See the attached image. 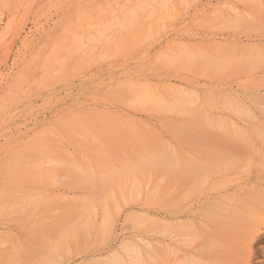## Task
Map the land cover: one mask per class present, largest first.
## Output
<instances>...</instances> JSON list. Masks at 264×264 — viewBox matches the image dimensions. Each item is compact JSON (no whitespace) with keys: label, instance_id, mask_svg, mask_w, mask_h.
<instances>
[{"label":"rangeland","instance_id":"obj_1","mask_svg":"<svg viewBox=\"0 0 264 264\" xmlns=\"http://www.w3.org/2000/svg\"><path fill=\"white\" fill-rule=\"evenodd\" d=\"M135 1L20 0L19 3V0H8L5 1L7 6L5 2H0V206H4L2 210L0 207V264H115L119 258L118 264H122V260L123 264H183L185 259L191 264L195 259L204 264H264V63L257 66L251 63L250 70V65H246L247 61L250 62L248 58L253 59L250 55L264 50V0H186V5L185 0H171L167 8L165 5L163 7V2L159 0H144L145 5L148 3L150 7H143L140 0H137L143 8L139 6L142 10L135 9L138 12L134 17L131 13L134 12L133 5L138 3ZM121 7L126 8V12L130 11L126 14H130L132 19L134 17L132 28L130 23L129 26L126 24L127 18L129 20L130 17L124 16L125 9L119 11ZM235 9L240 16L232 12ZM113 11L114 15L111 16ZM109 15L120 24L125 20L122 24L125 27L114 24L116 22H112ZM212 18L217 19V22ZM234 19H240L239 23H236L242 26H236L238 24L235 23V26L231 24L230 27L228 21L232 22ZM110 22L115 26L110 27ZM94 24L99 27L93 31L98 26ZM91 25L94 28H91ZM106 28L108 32L105 33ZM103 29L104 31H101ZM97 31V34L105 33L102 39L97 36ZM76 34L77 38L82 39L81 49H78L76 55L68 57V61H61V57L63 59L65 54L68 55L67 50H74L72 47L77 49L76 44L79 42H76V38L74 45ZM88 34L99 42L87 40V43L85 40ZM71 43L75 47H69ZM180 43L186 44L184 46H187V50H184L186 47L183 48ZM181 50L183 53L187 51V55L188 52H192L193 56L197 54V60L194 62L195 58L192 59L190 53V61L185 57V53L183 58ZM178 51L181 52V57L175 56ZM247 52H250L248 56ZM240 53L244 58L248 57V60L243 58L245 61L237 66L240 61L236 59L242 58ZM101 54H104L103 58ZM163 55H172L174 58H169L167 62ZM210 55L214 57L208 60L206 56ZM215 56H234L236 61L233 59L231 64L230 59L226 58L225 61L230 62L229 66L224 63L228 67L221 65L224 69H217V72L212 66L213 63H219ZM183 59H187V62ZM206 60L213 62L207 61L205 64ZM202 61L204 64H201ZM62 63L63 66H59ZM243 65L245 66L242 67ZM205 66L207 68L204 72ZM57 69L63 71L59 70L55 74ZM124 83L129 86L123 85ZM115 86L121 89H115ZM124 88L127 91L123 90ZM145 89L154 93V98L159 92L160 98L167 103L159 102L160 98L149 101V97H143ZM135 90L139 91L137 98L121 101L122 95L118 94L130 93L127 96L125 94L124 99H127L131 93L136 92ZM112 91L118 93H115V96H119V100L112 95ZM179 92L195 94L193 96L198 99L195 98L197 102L194 106L199 108L202 105L199 114L190 110L194 116L187 115L184 109L182 110L183 107L181 110L170 112L168 109L164 110L169 102L170 106L173 104ZM146 94L149 96L147 92ZM132 96L135 97L131 95V99ZM139 96L146 99L145 102H136L140 99ZM134 101L135 103H132ZM235 103L237 107L251 113L245 116L242 112L238 114ZM173 105H176L175 102ZM173 105L171 107H174ZM230 106L235 113L226 109L231 108ZM203 113L207 115L208 121L204 120L206 117L203 118ZM195 116L197 117L194 118ZM203 122H209L210 128ZM222 128L228 135H232V138H228L226 133L223 134ZM235 134L239 141L243 138L242 145L233 144L237 138ZM233 137L235 141L230 140ZM67 142H70V145ZM236 142L240 143L238 140ZM74 147L76 149H73ZM211 149L215 152L210 151ZM242 149L244 152L241 154ZM158 150L169 157L176 155L175 157L183 162V165L180 163L182 167H186L184 164L189 162L198 163L199 160L203 161L202 164L206 165L207 162L209 165L210 160L219 159V150L240 152L242 156L235 153V166L231 169H218L213 165L218 171L212 170L209 175V170H206L204 177L207 180L204 178L203 185L201 182L202 187L188 176L177 181L176 175H164L160 161L156 165L161 167L153 166L155 169L150 168L152 163L151 166L147 164L149 169L143 167L142 171L134 172V181L139 183V188L137 192H133L129 183L132 184L131 171L133 172L136 166L132 167L133 170L127 169V174L130 172L128 181L125 167H130L128 165L131 162H137V158L139 162L144 158V162L147 160L150 163L147 156L151 157L153 152L154 155L159 154ZM84 151L87 153L83 154ZM228 154L231 153L227 152L226 155ZM240 156L243 157L241 160ZM50 160L58 164L63 161L64 163L60 166ZM71 160L78 164H73ZM191 160H195L194 163ZM74 165L82 167L78 170H83V175L76 171ZM113 166L115 169L123 167V178L118 173L121 167L116 172ZM244 166L247 168L243 169ZM112 168L115 170L113 173L118 175L116 179H110L114 180L113 182L106 184L113 190L110 195L115 197L116 201H112L116 202L114 205L106 200L109 197L105 199L109 195L101 189L104 178L100 179L102 176L99 173L103 172V177L107 179ZM189 168L187 172L191 169ZM184 169L186 172V168ZM89 171L94 172V175ZM61 175L66 178L63 179ZM92 175L95 179L91 178ZM79 176L87 177L86 181L93 179L90 180L92 185L83 183ZM117 176L120 180H117ZM115 180L116 184L120 182L118 187L113 184ZM190 183L191 187L192 184L193 187L198 185L199 189L188 191L190 196L186 198L182 193H185ZM155 186L158 188L154 189ZM99 190H104L100 194L101 197L105 195L101 198L102 202L100 196L98 197L101 192ZM106 190L108 192L110 189ZM92 194L96 196V200L92 198ZM81 195H90L89 202L95 200L90 205L92 208L94 205L96 210L88 211L89 239L87 232H82L78 227L86 223V220L81 224L75 220L77 216L81 217L85 213L84 208L87 206L84 199L88 197H83V204ZM120 195H123L124 201ZM113 197L111 200H114ZM103 204L108 207L105 211H102ZM115 205H118L119 209L115 208ZM10 206L12 208H9ZM106 210L109 211L108 218L112 219V224L109 223L110 220L102 217L108 215L104 213ZM102 219L108 221L111 226L103 223V230L107 228L108 233L110 232L109 235L105 233L103 240L101 234L104 232H101L100 224ZM139 219H142L144 223L141 222L145 225H140L141 222L137 224ZM149 219H154L155 222ZM72 221L75 225L79 223L77 227L72 226L74 232L68 228L73 236L68 233V238H64L67 241L63 242L64 246L58 245L61 244L57 243L60 237L58 234L63 238L67 232H61L71 227ZM105 225L108 227L105 228ZM187 225L189 227L186 228ZM190 225H193L204 239L199 235L198 240H190L189 237L196 236L191 233L192 228L189 230ZM184 228L189 232H185ZM205 237L208 238L207 242L203 241ZM66 245L69 247L67 251ZM128 250H132L134 254ZM115 254L118 257H115L116 259L113 257ZM132 257L139 259L133 260Z\"/></svg>","mask_w":264,"mask_h":264},{"label":"bare ground","instance_id":"obj_2","mask_svg":"<svg viewBox=\"0 0 264 264\" xmlns=\"http://www.w3.org/2000/svg\"><path fill=\"white\" fill-rule=\"evenodd\" d=\"M5 1L8 2V0H4V1L0 0L1 3H2V2H5ZM14 1H15V0H14ZM136 1H137V0H136ZM136 1H135V3H136ZM150 1H151V0H150ZM154 1L156 2V0H154ZM154 1H152V2H154ZM159 1H160V2H163V5H162V6L164 7V5H165V8L169 7V6H170L169 4L171 3V0H163V1H162V0H159ZM181 1H182V0H181ZM242 1H243V0H242ZM6 2H5V3H6ZM28 2H29V1H28ZM105 2H106V1H105ZM109 2H110V1H109ZM121 2H122V1H121ZM126 2H127V1H126ZM137 2H138V3H136V4L134 3L135 5H133V8H132V7L130 6V4H129V6H130V7L134 10V12L136 13V14H135V13L132 11L131 15L134 14V15H133L134 17H135V15H137V12H138V11H136V10H137L138 8H140V10H142V8L144 7L143 5H145L144 0H140V2H141V4H142L143 7L141 6V4L139 5V1H137ZM142 2H143V3H142ZM175 2H176V1H175ZM252 2H253V0H252ZM259 2H260V1H259ZM1 3H0V4H1ZM19 3H20V0H19ZM103 3H104V1H103ZM116 3H117V2H116ZM176 3H177V2H176ZM176 3H175V4H176ZM183 3H184V1H183ZM243 3H244V2H243ZM256 3H257V2H256ZM7 4H8V3H6V6H7ZM124 4H125V3H124ZM159 4H160V6H161V3H159ZM27 5H28V4H27ZM94 5H95V4H94ZM125 5H126V4H125ZM146 5H148V7L151 6V5H149L148 3H146ZM146 5H145V6H146ZM183 5H184V4H183ZM185 5H186V0H185ZM260 5H262V4H260ZM2 6H3V5H2ZM102 6H103V4H102ZM139 6H141L142 8L139 7ZM220 6H223V5H220ZM224 6H225V5H224ZM227 7H228V6H226V8H227ZM93 8H95V7H93ZM93 8H92V9H93ZM96 8H97V7H96ZM185 8H187V6H186ZM185 8H184V9H185ZM261 8H263V7H261ZM25 9H27V8H25ZM122 9H125V11L123 10V11L125 12V13H123L124 16H126V17L129 16V17H130L129 20H128V18H127V21H126V22H127V23H126L127 26H129L128 23H130V26H131V28H132V24H133V21H134V17H133V19H132V16H131L130 14L127 15L128 12H130V11L126 12V8H122V7H121V8L119 9V11H121ZM127 9H128V8H127ZM135 9H136V10H135ZM171 9H173V8L171 7ZM85 10H86V9H85ZM96 10H97V9H96ZM231 10H232V9H231ZM123 11H122V12H123ZM236 11H237V10L235 9V11L233 10L232 12L237 13ZM114 12H115V11H113L112 14H110V15H111V16L114 15ZM122 12H121V13H122ZM159 12H160V10H159ZM211 12H212V11H211ZM90 13H91V12H90ZM95 13H96V12H95ZM121 13H120V14H121ZM126 13H127V14H126ZM148 13H149V12H148ZM166 13H167V12H166ZM216 13H217V12H216ZM87 14H88V13H87ZM125 14H126V15H125ZM213 14H214V13H213ZM89 15H91V14H89ZM92 15H95V14L92 13ZM110 15H109V16H110ZM162 15H163V14H162ZM211 15H212V14H211ZM237 15H239V14L237 13ZM111 16H110V17H111ZM239 16H240V15H239ZM13 17H14V15H13L11 18H13ZM92 17H93V16H92ZM115 17H116V15H115ZM169 17H170V16H169ZM222 17H223V16H222ZM248 17H249V16H248ZM11 18H10V19H11ZM166 18H167V16H166ZM214 18H215V16H214ZM218 18H219V17H218ZM238 18H239V17H238ZM238 18H237V19H238ZM85 19H87V18L85 17ZM122 19H123V18H122ZM130 19H132V20H130ZM219 19H220V18H219ZM222 19H223V18H222ZM230 19H231V18H230ZM252 19H253V18H252ZM112 20H113V17H111V21H112ZM117 20H118V18H117ZM209 20H211V19H209ZM212 20H214V19L212 18ZM216 20H217V19H216ZM216 20H214V21H216ZM225 20H226V19H225ZM234 20H235V19H234ZM234 20H232V22H233ZM11 21H12V20H11ZM118 21H119V20H118ZM124 21H125V20H123V21L121 22V24L118 23L116 20H113L112 22H116V23H114V24H116L117 26H119V24L122 25ZM161 21H162V20H161ZM220 21H221V20H220ZM237 21H238V23H239L240 19L237 20ZM237 21L235 20L234 23H232L231 21H228V25H229L230 27H231V24H232L233 26H235L236 24H238V23H236ZM8 22H9V21H8ZM105 22H106V21H105ZM112 22H110L109 26H110V25H111V26H115L114 24H112ZM131 22H132V23H131ZM207 22H208V21H207ZM210 22H211V21H210ZM216 22H217V21H216ZM218 22H219V21H218ZM222 22H223V21H222ZM222 22H221V24L223 25L224 23H222ZM229 22H230V24H229ZM67 23H68V22H67ZM235 23H236V24H235ZM8 24H9V23H8ZM101 24H102V23H101ZM124 24H125V23H124ZM159 24H160V23H159ZM161 24H162V22H161ZM161 24H160V25H161ZM234 24H235V25H234ZM243 24H244V23H243ZM9 25H10V24H9ZM94 25L97 26L98 24H94ZM106 25L108 26V24H106ZM224 25H225V24H224ZM224 25H223V26H224ZM91 26H92V25H91ZM96 26H95V27H96ZM111 26H110V27H111ZM122 26L125 27V25H122ZM220 26H221V25H220ZM236 26H242V25H239V24H238V25H236ZM250 26H251V25H250ZM250 26H249V27H250ZM73 27H74V26H73ZM98 27H99V25H98L96 28H94V26H92L91 28H94V29H93V31H94V30L98 29ZM104 27H105V26H104ZM161 27L163 28V25H161ZM161 27H160V29H161ZM255 27H256V26H255ZM8 28H9V27H8ZM164 28H165V27H164ZM104 29H105V28H104ZM104 29L101 30V31H104ZM108 29H109V28H108ZM233 29H235V28H233ZM253 29H254V28H253ZM253 29H252V30H253ZM257 29L259 30L260 28H257ZM8 30H9V29H8ZM109 30H110V29H109ZM258 30H256V31H258ZM253 31H254V30H253ZM66 32H67V31H66ZM106 32H108L107 28H106L105 33H106ZM97 33H98V31L96 32V34H97ZM105 33H104V34H105ZM122 33H123V32H122ZM86 34H87V33H86ZM86 34L84 33V35H86ZM101 34H102V33H99V34H97V36L99 35V37L102 39V36H103L104 34H103V35H101ZM109 34H110V33H109ZM5 35H6V34H5ZM73 35H75V33H74ZM77 35H78V34H76V37H74V45L76 44V43H75V38H76V42H79V44H76V48H77V49L75 50V48L72 47L73 44L71 43V46H69V47H72V49H74L75 52H74V50L71 51V49H69L71 52H68L69 50H67L66 53H68V55L65 54L66 57L63 56V57H64L63 59H66V60H63L62 57H61V61H68V59H67L68 57L74 56V55H76V54L78 53L77 51H78V49L81 47L82 39H81V37H80V38H77ZM87 37H88L89 39H88ZM87 37H86V40H85V41L89 40V41H92V42H94V43H98V42H99L98 40H97L98 42L95 41L96 39H93L94 36H91V34H88ZM104 37H105V36H104ZM110 37H111V34H110ZM94 38H95V37H94ZM107 38H108V37L106 36V39H107ZM77 39H80V40L78 41ZM106 39L104 38L105 43H106ZM148 39H149V37H148ZM72 40H73V39H72ZM93 40H94V41H93ZM145 41H146V40H145ZM87 43H88V41H87ZM183 43H184V42H183ZM183 43H180V46L183 47L184 45H186V44L182 45ZM99 44H100V43H99ZM74 45H73V46H74ZM77 45H78V47H77ZM84 45H85V44L82 45L83 48H84ZM115 45H116V44H115ZM69 47H68V48H69ZM74 47H75V46H74ZM99 47H100V46H99ZM99 47H98V48H99ZM185 47H186V48H185ZM68 48H67V49H68ZM100 48H101V47H100ZM183 48H185L184 50H187V46H184ZM233 48H236V47H233ZM233 48H232V49H233ZM250 48H252V47L250 46ZM80 49H81V48H80ZM50 50H51V48H50ZM91 50H93V49H91ZM91 50H90V51H91ZM256 50H259V49H256ZM251 51H253V50H251ZM251 51H250V52H251ZM83 52H84V51H83ZM83 52H82L81 54H83ZM178 52H179L180 54H178ZM178 52H177V54H175V53L173 52V53L175 54V56H176V55H179V56H176V57H181V55L185 53V52L183 53L182 50H181L182 54H181L180 51H178ZM250 52H249V53L247 52V53H248L247 56L250 54ZM257 52H259V53H257ZM257 52H256L254 55H250L251 57H253V59L248 58V57L244 58V57L242 56V54L240 53L241 56H242V58H241V57H240V58L238 57V59H236V60L240 61V62L237 64V66H238L239 64H241V62H244L247 58L250 60V62H249V61L246 62V63H247V64H246L247 66H248V64L250 65L249 70H250L251 65H252L253 63H255V66H257V65H259V64H263V63H264V50L261 51L262 53L260 52V50L257 51ZM69 53H71V54H69ZM88 53H89V52H88ZM189 53L191 54L192 52H188V55H190ZM199 53H200V52H198V54H199ZM229 53L232 54V52H229ZM233 53H236V51H235V52L233 51ZM238 53H239V52H238ZM242 53H244V52H242ZM72 54H73V55H72ZM115 54H116V53H115ZM117 54H118V53H117ZM185 54H186V56H185ZM185 54L182 55L183 58H184V56H185V57H188V55H187V51H186ZM192 54H193V53H192ZM192 54H191V57H192V59H193V57L195 58V59H193L194 62H195V60H197V58H196L197 54H195L194 56H193ZM204 54H205V53H204ZM227 54H228V53H227ZM227 54H226V55H227ZM240 54H239V56H240ZM251 54H253V52H252ZM99 55H100V54H99ZM200 55L202 56V54H200ZM61 56H62V55H61ZM97 56H98V55H97ZM103 56H104V54H103V55L101 54V57H102V58H103ZM163 56H164V55H163ZM169 56H171L172 58H171V57H168L167 55L164 56V58H165V60H167V62H168L169 58H170V60H172V59L174 58V56H172V55H169ZM231 56H232V55H231ZM245 56H246V55H245ZM46 57H48L47 54H46ZM112 57H113V56H112ZM158 57H161V56L158 55ZM176 57H175V58H176ZM203 57H205V56H203ZM206 57H208V60H211V57H214V56H211V55H210V57H209V56H206ZM206 57H205V58H206ZM233 57H234V56H233ZM233 57L230 58V56H229V57H218V58H217V57L215 56V58H217V59H215V60H216L217 62H219V63H217V65L213 63L212 66L214 67V70H216V71H217V69H218V71L223 70L224 68H227V67L229 66L228 63L230 64V62H232L231 64H233L234 61H232V60H233V59L235 60V58H236V57H235V58H233ZM76 58H77V57H76ZM102 58H101V59H102ZM166 58H167V59H166ZM188 58H189L188 61H190V56H189ZM188 58H187V59H188ZM198 58L200 59L199 55H198ZM220 58H221V59H220ZM226 58H229V59H230V62L225 61V60H227ZM243 58L245 59L244 61H243ZM53 59H54V57H53ZM71 59H72V58H71ZM157 59H158V58H157ZM178 59H179V58H177V61H179ZM181 59H182V58H180V60H181ZM187 59H186V60H187ZM192 59H191V60H192ZM212 59H213V58H212ZM219 59H220V60H219ZM223 59H224V60H223ZM248 59H247V60H248ZM55 60H56V59H55ZM99 60H100V59H99ZM183 60H184V59H183ZM186 60H184V61H186ZM193 60H192V61H193ZM200 60H202V59H200ZM200 60H199V61H200ZM208 60L205 61V64H207V61H208ZM215 60H214V62H216ZM236 60H235V61H236ZM241 60H242V61H241ZM251 60H252V61H251ZM69 61H70V60H69ZM158 61H159V60H157V62H158ZM175 61H176V60H175ZM238 61H237V62H238ZM165 62H166V61H165ZM165 62H164V63H165ZM172 62H174V60H173ZM172 62H171V63H172ZM186 62H187V61H186ZM200 62H201V61H200ZM211 62H213V60H212V61H208V63H211ZM220 62H221V64H220ZM164 63H163V64H164ZM196 63H198V62H196ZM224 63H225L226 65H228V66H225ZM251 63H252V64H251ZM54 64H55V61H54ZM63 64H64V63H62V65H59V66L62 67ZM172 64H174V63H172ZM198 64H200V63H198ZM201 64H204V62L202 61ZM234 64H235V63H234ZM65 65H66V64H65ZM214 65H215L217 68H215ZM221 65L224 66V68H223ZM59 66H58V67H59ZM207 66H209V65H207ZM218 66H219V67H218ZM244 66H245V65H243L242 67H244ZM221 67H222V68H221ZM242 67H241V68H242ZM206 68H207V67L205 66L204 72H205ZM62 69H64V68H62ZM62 69H61V70H62ZM59 70H60V69H57V71L55 70L54 73L56 74V72H59ZM61 70H60V72L63 71V70H62V71H61ZM218 71H217V72H218ZM52 74H53V72H52ZM202 74H203V73H202ZM53 75H54V74H53ZM139 78H141V77H139ZM128 83H129V82H128ZM128 83H126V84L128 85ZM126 84L124 83L123 85H126ZM129 84H131V83H129ZM123 85H121V86H123ZM132 85H133V84H132ZM134 85H135V84H134ZM128 86H129V85H128ZM135 86H136V85H135ZM146 86H147V85H146ZM115 87H116L115 89H121L120 86H118V87H120V88H117V86H115ZM137 87H138V86H137ZM137 87H136V88H137ZM143 87H144V86H143ZM127 88L129 89V87H127ZM133 88H134V86H133ZM108 89H109V88H108ZM180 89H181V87H180ZM180 89H179V90H180ZM123 90H126V89L124 88ZM133 90H134V89H133ZM136 90H138V88H137ZM136 90H135V91H136ZM141 90H143V88H142ZM146 90H147V89H145V91H146ZM155 90H156V89H155ZM170 90H171V88H170ZM175 90H176V88H175ZM121 91H122V90H121ZM126 91H127V90H126ZM145 91H144L145 96H143V95L140 93L141 96H143V97H145V98H148V97H149V101H152V100H154V99H155V100H157V99L159 100V98H160V94H159V92H158V95H156L155 98H154V97H152V94H154V93H151V92L149 93L148 91H146V92L149 94V96H148V95L146 94ZM150 91H151V88H150ZM176 91H177V90H176ZM181 91H182V89H181ZM210 91H211V90H210ZM107 92H108V91H107ZM133 92H134V91H133ZM138 92H139V91H138ZM138 92L136 91V92H134V94L131 93V95H135V97L132 96V97H133L132 99L130 98L131 95H130V97L128 96L130 99H128V97H127V99H124L125 94H126V96H127L128 92H127V93L122 92V93H124V94H121V93L118 94V93H116L115 91H112V95H113V96H115L116 94H118V95H120V96L122 95L121 97L123 98V100H121L122 98H121L120 100L126 102L127 100L129 101V100H133L134 98H137V96H138L137 94H139ZM141 92H142V91H141ZM156 92H157V90H156ZM188 92H189V91H188ZM191 92H193V91H191ZM110 93H111V92H110ZM113 93H114V94H113ZM115 93H116V94H115ZM144 93H143V94H144ZM129 94H130V93H129ZM129 94H128V95H129ZM173 94H174V93H173ZM118 95H117V96H118ZM146 95H147V96H146ZM176 95H177V99L174 101L176 105H173L174 102H173V104H172V102H171V104L174 106V107H171L172 105L170 106V102L168 101L169 104H167V105L170 106V108H169L168 106H165L164 110H165V109H168L169 112H170V111H173V110H176V109H180V110H181V107H183L182 110L184 109L183 111H185V113H186L187 115H191V116L193 115V116H194L193 112H194L195 114H196V113H197V114L200 113V109H199V108H201L202 105H201V107L199 106V108L196 107V106H194V104L197 102V100H195L196 97H194V96H195L194 93L191 94V93H186V92H179V93H177ZM193 95H194V96H193ZM210 95H212V94H210ZM141 96H139L140 99H138V100L136 101V102L140 101L139 104H140L142 101L145 102V100H146V99H143V97L141 98ZM157 96H158V97H157ZM95 97H96V96H95ZM115 97H116V96H115ZM151 97H152V98H151ZM156 97H157V98H156ZM97 98H98V97H97ZM97 98H96V101H97ZM102 98H103V97H102ZM117 98H118V100H119L120 97L118 96V97H116V99H117ZM125 98H126V97H125ZM216 98H218L217 95H216ZM150 99H152V100H150ZM174 99H175V98H174ZM196 99H198V98H196ZM100 100H102L101 97H100ZM103 100H104V99H103ZM107 100H108V99H107ZM107 100H106V101H107ZM214 100H215V99H214ZM223 100H226V99H223ZM163 101H164V102H163ZM194 101H195V102H194ZM201 101H202V100H201ZM104 102H105V101H104ZM147 102H148V101H147ZM159 102H162V104H166V103H167V102H166L165 100H163L162 98H160ZM165 102H166V103H165ZM193 102H194V103H193ZM217 102H218V101H217ZM223 102H224V101H223ZM226 102H227V100H226ZM130 103H131V102H129V104H130ZM132 103H135V101L132 102ZM145 104H146V103H145ZM92 105H93V104H92ZM192 105H193V106H192ZM203 105H204V104H203ZM229 105H230V104H229ZM97 106H99V105H97ZM175 106H176V107H179V106H180V108H175ZM234 106L237 107V106H238L237 103H235ZM260 106H261V105H260ZM157 107L160 108L161 106H157ZM166 107H168V108H166ZM230 107H231V106H230ZM244 107L246 108V105H245V104H244ZM261 107H262V106H261ZM263 107H264V106H263ZM159 108H157V109H159ZM222 108H223V106H222ZM232 108H233V107H231V108H227V107H226V109H230V110L233 112L234 110H232ZM234 108H235V107H234ZM82 109H83V108H82ZM82 109H81V110H82ZM88 109H89V108H88ZM186 109L189 110V111L192 110L193 112L190 111L191 113L189 114V111H186ZM223 109H224V108H223ZM226 109H225V110H226ZM235 109L237 110L238 114H240V113L242 112L244 116H245V114H248V113L250 114V113H251V112L248 110V108H247L248 111L242 109L241 107H237V108H235ZM239 109H240L241 111H240ZM262 109H263V108H262ZM201 110H202V108H201ZM183 111H181L182 114L184 113ZM226 111H227V110H226ZM245 111H246V112H245ZM63 112H64V111H63ZM177 112H179V111L177 110ZM187 112H188V113H187ZM204 112H205V111H204ZM233 113H235V112H233ZM186 114H185V115H186ZM60 115H61V114H60ZM149 115H150V114H149ZM151 115H152V114H151ZM197 116H198V115H197ZM197 116H195L194 118H196ZM202 116H203V118H204V116H205L204 113H203ZM202 116H201V117H202ZM246 116H247V115H246ZM163 117H164V116H163ZM205 117H206V118H204V120H205V121H208V117H207V115H206ZM250 117L253 118L252 115H251ZM250 117H249V118H250ZM167 118H168V117H167ZM175 118H176V117H175ZM246 118L248 119V117H246ZM180 119H181V118H180ZM169 120H170V119H169ZM181 120H182V119H181ZM183 120H184V119H183ZM199 120H203V119H199ZM204 120H203V121H204ZM248 120H250V119H248ZM93 121H94V120H93ZM209 122H210V121H209ZM209 122H207V123L205 122V123H206V125H207L208 127H209V125H210V127H212V126H211V122H210V124L208 125ZM223 122H224V124H225V121H223ZM229 122H230V120H229ZM231 122H232V121H231ZM231 122H230V123H231ZM253 122H254V121H253ZM203 123H204V122H203ZM205 123H204V124H205ZM220 123H221V122H220ZM243 123H244V122H243ZM151 124H152V123H151ZM258 124H259V123H258ZM221 125H222V123H221ZM152 126H153V125H152ZM161 126H163V125H161ZM63 127H64V126H63ZM210 127H209V128H210ZM224 127H226V126H224ZM231 127L233 128V125H232V124H231ZM54 128H55V127H54V125H53V129H54ZM75 128H76V127H75ZM219 128H221V127H219ZM252 128H254V127L252 126ZM56 129H57V128H56ZM212 129H213V128H212ZM233 129H234V128H233ZM237 129H239V128H237ZM254 129H255V128H254ZM54 130H55V129H54ZM54 130H53V131H54ZM59 130H60V129H59ZM81 130H84V129H81ZM223 130H224V129L222 128L221 131L223 132V134H225V133H226V130H224V131H223ZM252 130H253V129H252ZM158 131H159V130H158ZM49 132H50V131H49ZM61 132H62V130H61ZM228 132H229V131H228ZM244 133H245V132H244ZM257 133H258V132H257ZM263 133H264V132H263ZM56 134H57V133H56ZM228 134H229V133H226V135H228ZM245 134H246V133H245ZM50 135H52V134H49V136H50ZM63 135H64V133H63ZM235 135H236V134H235ZM235 135H234V136H235ZM259 135H260V134H259ZM261 135H262V134H261ZM59 136H60V135H59ZM231 136H232V135H228V138L231 137ZM60 137H61V136H60ZM236 137H237V138H236ZM243 137H244V136H243ZM92 138H93V137H92ZM231 138H232V137H231ZM235 138H236V139H235ZM235 138L233 137V139H230V140H234V139H235L236 141L238 140V142H240V143H237V142L234 140L235 142H234L233 144L236 143V144L242 145V144H241V141L243 140V138H242V137L240 138L241 141H239V137H238L237 135L235 136ZM62 139H63V138H62ZM64 139H67V138H64ZM95 139H96V137H95ZM95 139H94V140H95ZM172 139H173V137H172ZM262 139H264V136H263V135H262ZM57 140H58V139H57ZM59 140H60V139H59ZM47 141H49V140H47ZM55 141H56V140H55ZM66 141H67V140H66ZM92 141H93V140H92ZM96 141H97V140H96ZM56 142H57V141H56ZM59 142H60V141H59ZM172 142H174V140H172ZM62 143H64V142H62ZM67 143H68V142H67ZM69 143H70V142H69ZM69 143H68V144H69ZM261 143H262V142H261ZM65 144H66V143H65ZM65 144H64V145H65ZM175 144H176V143H175ZM69 145H70V144H69ZM171 145H172V144H171ZM196 145H197V143H196ZM19 146H20V145H19ZM67 146H68V145H67ZM100 146H101V145H100ZM179 146H180V145H179ZM181 146H182V145H181ZM235 146H236V145H235ZM76 147H77V146H76ZM184 147H186V146H184ZM200 147H201V146H200ZM243 147H244V146H243ZM70 148H71V147H70ZM70 148H69V149H70ZM77 148H78V147H77ZM170 148H172V146H171ZM177 148L179 149L180 147H177ZM202 148H203V146H202ZM241 148H242V147H241ZM73 149H76V148L74 147ZM78 149H79V148H78ZM180 149H181V148H180ZM180 149H179V150H180ZM182 149H183V148H182ZM185 149H186V148H185ZM204 149H205V148H204ZM233 149H234V148H233ZM163 150H164V149H163ZM167 150H168V149H167ZM186 150H187V149H186ZM188 150H190V149H188ZM216 150H217V149H216ZM242 150H243V149H242ZM63 151H64V150H63ZM74 151H75V150H74ZM210 151H212V149H211ZM213 151L215 152L214 149H213ZM213 151H212V152H213ZM219 151H220V152H219L220 154H218V155H219V157H218L219 159H218V160L216 159V161H215L214 159L210 160L213 164H211V162H210L209 165H208L207 162H206L207 160L205 161V162H206V165H205L204 163L202 164L203 161L201 162V161L199 160L198 163H196L197 161L194 160V161H195V163H194V161L192 162V160H191V162L194 163V164H191V163L189 162V164H184V166H186V167H182V165H183L182 163H183V162H180V161L177 159V157H175L176 155H174V157H169V156H166V155H168V154H165V153H164V154H161L162 151L159 152V150H158L159 154L154 155V152H153V154L151 155V157L147 156V157H148L147 159H148V161H149L150 163H148L146 159H145L146 161L144 162V158L140 159V160H142V162H141V161L139 162V158L136 157L138 163L134 161V163L131 162L130 165H128V164H127L128 162H127L126 164H127L128 166H130V167H125V166H127V165H122V166H124V167L126 168V174H125V170L123 169V167L119 166V167H121L122 170H124V172H123L119 167H118V168H119L120 170H119L118 168L115 169L114 166H113V167H114V169L116 170V172H118L117 169L119 170V172H118V173H119V176H122V178H123V174L127 175L126 180L128 181V176L130 175V172H128V174H127V171H128L127 169H128V168L131 169L132 167H135V166H136L135 169H134V168L131 169V170L134 169L133 172L129 169V170L131 171V173H133V176H132V177H133L132 184L129 183V185H131V186H129V188H131L133 192H137V190H138V188H139V183L136 184V182L134 181V180H135L134 172H135V171H138V170H139V171H140V170L142 171L143 167L146 168L149 164H150L149 166H151V163H152V167H150V168H154L153 166H155V167H158V166L161 167V166H162V167H163V168H162V171L164 172L163 174L165 175V174H168V173L170 174V173H171V174H173V177H175V175H176V176H177V181H178L179 178H185L186 176H188V177L191 178L193 181H194V180H195V182L197 181V183H199V186H201V182H202V185H203V183H205V182H203V180H205V179L207 180V178L204 177V176L207 174L206 172H207L208 170H209V172H210V173H208V175H209V174H211V171H212V170H213V172H214V171H218V169H219V168H222V167H223V168H229V169H231V168H233V167L235 166V165H234V161L236 160V155H237L238 153H239V155H241L242 152H244V150H243V151H241V154H240V152H234V151H233V152H234V153H233L232 151L230 152V151L228 150L227 152H229V153L232 154V155L230 154V155L233 157V158H232L229 154H228V156L226 155L227 152H221V150H219ZM245 151H246V150H245ZM79 152H80V150H79ZM82 152H83V151H82ZM164 152H165V151H164ZM172 152H173V148H172ZM181 152H182V150H181ZM190 152H191V151H190ZM193 152H194V151H193ZM193 152H192V154H193ZM86 153H87V152L84 151L83 154H86ZM216 153H218V152L216 151ZM224 153H225V154H224ZM235 153H237V154H235ZM107 154H108V153H107ZM233 154H234L235 156H234ZM88 155H90V154H88ZM145 155H146V154H145ZM148 155H149V154H148ZM172 155H173V154H172ZM187 155H189V154H187ZM216 155H217V154H216ZM218 155H217V156H218ZM69 156H72V154H71V155L69 154ZM84 156H85V155H84ZM152 156H153V157H152ZM189 156H190V155H189ZM221 156H222V158H221ZM241 156H242V155H241ZM241 156H240V158H239L240 160L243 158V157H241ZM88 157H89V156H88ZM88 157H87V158H88ZM125 157H126V156H125ZM238 157H239V156H238ZM238 157H237V159H238ZM244 157H245V155H244ZM79 158H80V157H79ZM94 158H96V157H94ZM140 158H141V157H140ZM150 158H151V159H150ZM220 158H221V159H220ZM47 159H48V158H47ZM82 159H83V158H82ZM192 159H193V158H192ZM194 159H195V158H194ZM72 160H73V159H72ZM72 160H71V161H72ZM197 160H198V159H197ZM233 160H234V161H233ZM50 161H52L51 163H56L54 160H50ZM50 161H49V162H50ZM132 161H133V160H132ZM159 161H160V162H159ZM238 161H239V160H238ZM44 162H45V161H44ZM60 162H61V161H60ZM94 162H95V161H94ZM129 162H130V161H129ZM146 162H147V163H146ZM153 162H154V164H153ZM157 162H159V164H160L161 166H160L159 164L156 165ZM187 162H188V161H186V163H187ZM216 162H217V164H216ZM62 163H64V161H63ZM62 163H59L60 166L62 165ZM65 163H66V162H65ZM72 163H73V164H76V165L78 164L77 162L75 163V162H73V161H72ZM118 163H119V162H118ZM161 163H162V164H161ZM180 163H181L182 165H181ZM184 163H185V162H184ZM45 164H46V163H45ZM47 164H49V163H47ZM56 164L59 165L58 162H57ZM91 164H92V163H91ZM136 164H137V165H136ZM144 164H145V165H144ZM147 164H148V165H147ZM190 164H191V165H190ZM70 165H71V162H69V166H70ZM76 165H74V167H76V169H77V170H76V169H75V170H76L77 172H79V173L81 172V174L83 175V172H84V171H83V170H82L83 172H82V171H79L80 168H82V167L79 165V167H80V168H79V167L76 166ZM132 165H133V166H132ZM146 165H147V166H146ZM188 165H189V166H188ZM207 165H208V166H207ZM213 165H214L215 167H217L218 169L215 168ZM247 165H248V164H247ZM62 166H63V165H62ZM111 166H112V165H111ZM191 166H192V167H191ZM248 166H249V165H248ZM43 167H44V166H43ZM70 167H71V166H70ZM74 167H73V169H74ZM179 167H182V169H181V168L179 169ZM187 167H188V168H189V167L191 168V169L189 168V169H190L189 172H187V171H188V168H187ZM212 167H214V168H212ZM244 167H245V166H244ZM137 168H138V169H137ZM147 168H148V167H147ZM184 168H186V172H184V171H185ZM209 168H211V169H209ZM246 168H247V166H246L245 168H243V169H246ZM78 169H79V170H78ZM114 169L112 168V171H111V169L109 170L110 175L106 173L107 175L110 176L109 179H108L109 176L107 177L108 181H107V179H106L105 177H103L105 174L103 175V174H102L103 172H99V173H100V176H102V178H100V179H103V178L105 179V180L103 179V181H104V182H103L104 185H102V188H101V189H104L105 192H106L105 194H106V195H109V196H106V197H105V195L103 194L104 196L101 197L100 194L103 193L104 190H99V192H100V191H101V192L99 193L98 197L100 196V200H101V198L103 199V198L105 197V199H106L107 197H109V199L107 198L106 200L111 201V203H113L112 201H116V200H115V197H113V196L110 195V194L113 192V190H112V188H109V185L106 184V183H108V182H113V181H114V180H113V181H110V179H111V180H112V179H116V175H118V173H116V172L113 173V170H114ZM148 169H149V168H148ZM154 169H155V168H154ZM165 169H167L168 172H167ZM215 169H216V170H215ZM91 170H92V169H91ZM115 170H114V171H115ZM206 170H207V171H206ZM225 170H226V169H225ZM241 170H242V169H241ZM110 171H111V172H110ZM121 171H122V172H121ZM139 171H138V172H139ZM165 171H166V172H165ZM223 171H224V169H223ZM223 171H222V172H223ZM85 172H86V171H85ZM89 172L92 173V174L94 175V172H92V171H89ZM172 172H173V173H172ZM213 172H212V173H213ZM224 172H225V171H224ZM111 173H112V174H111ZM120 173H122V174H120ZM185 173H186V174H185ZM205 173H206V174H205ZM60 174H63V173L60 172ZM101 174H102V175H101ZM84 175H85V173H84ZM87 175L89 176L88 173H87ZM93 175H92V176H93ZM98 175H99V174H98ZM111 175H112L114 178L111 177ZM125 175H124V176H125ZM138 175H139V174H138ZM140 175H141V174H140ZM146 175H148V172H147V174H145V177H146ZM155 175H157V173H156ZM61 176H62V175H61ZM66 176H67V175H66ZM85 176H86V175H85ZM119 176H117V180H120V177H119ZM62 177H63V176H62ZM79 177H80V180H81L82 182L84 181L83 183L86 182V184L89 183V185H92L90 180H93V179H91V178H94V176L91 177V178L88 177L89 179H88L87 181H89V182L86 181L87 177H85V178H82L83 176H82V177L79 176ZM118 177H119V178H118ZM154 177H155V176H154ZM173 177H172V178H173ZM64 178H66L65 175H64L63 179H64ZM67 178H69V177L67 176ZM130 178H131V177H130ZM163 178H164V176H163ZM204 178H205V179H204ZM60 179H62V178H60ZM77 179H78V177L75 178V181H76V182H77ZM94 179H95V178H94ZM100 179H99V180H100ZM147 179H148V178H147ZM147 179H145V183H146L145 185H147V182H146ZM152 179H153V178H152ZM159 179H160V178H159ZM161 179H162V178H161ZM99 180H98V181H99ZM126 180H125V181H126ZM140 180H141V178H140ZM162 180H163V179H162ZM162 180H161V182H162ZM81 181H80V182H81ZM94 181H95V180H94ZM105 181H107V182H105ZM122 181H123V180H122ZM130 181H131V180H130ZM133 181H134L135 183H133ZM177 181H176V182H177ZM193 181H192V182H193ZM99 182H101V180H100ZM159 182H160V181H159ZM161 182H160V183H161ZM206 182H207V181H206ZM64 183H65V182H64ZM101 183H102V182H101ZM119 183H120V182L118 181L117 184H116V180H115V182H114L113 184H116V186H117V185L119 186ZM123 183H124V181H123ZM143 183H144V182L142 181V184H143ZM152 183H153V182H152ZM76 184H77V183H76ZM106 185H107V186H106ZM122 185H123V184H122ZM151 185H152V184H151ZM174 185H175V184H174ZM110 186H112V184H110ZM118 186H117V187H118ZM123 186H124V185H123ZM126 186H127V185H126ZM149 186H150V185H149ZM157 186H159V185H157ZM157 186H155L154 189H155V188H158ZM197 186H198V185H197ZM197 186H196V187H193V184H192V187H193V188H192V187H191V183H190V186H188V189L185 190V193H182V195L185 194V195H186V198L189 197L190 195H188V194H189L188 191H191V190H193L194 188H195V189H199V188H197ZM199 186H198V187H199ZM144 187H145V186H144ZM173 187H175V186H173ZM189 187H190V189H189ZM201 187H202V186H201ZM129 188H128V189H129ZM106 189H108V190L110 189V190L108 191L109 193L107 192ZM171 189H173V188H171ZM116 190H117V189H116ZM123 190H124V188H123ZM70 191H71V190H70ZM76 191H78V190H76ZM79 191H80V190H79ZM128 191H130V190H128ZM128 191H127V192H128ZM150 191H151V190H150ZM156 191H157V190H155V193H156ZM171 191H172V190H171ZM2 192H3V191H2ZM82 192H83V190H82ZM87 192H88V191H87ZM119 192L121 193L120 188H119ZM152 192H153V189H152ZM129 193H130V192H129ZM129 193H128V195H129ZM93 194H94V193H93ZM93 194H92L91 196H92V198H94V199L96 200V196L93 195ZM112 194H113V193H112ZM116 194H117V192H116ZM121 194H122V193H121ZM137 194H139V193H137ZM126 195H127V194H126ZM154 195H155V194H154ZM164 195H165V194H164ZM81 196H82V199H81V197H79V196H77V198L79 197V199H81V202L83 203L82 200H83V197H84L85 195H81ZM91 196L89 195L90 198H91ZM120 196H121V195H120ZM138 196H139V195H138ZM146 196H147V194H146ZM85 197L87 198L88 196H85ZM85 197H84V198H85ZM89 197L87 198V199H88V202L90 201V198H89ZM111 197H113L114 200H113V199L111 200ZM121 197H122L121 199L123 200V195H122ZM144 197H145V195H144ZM31 198H32V197H31ZM69 198H72V197H69ZM77 198H75V199H76V200H79V199H77ZM127 198H128V197H127ZM161 198H162V197H161ZM87 199H84V201L86 200V201H85L86 203H88V202H87ZM159 199H160V198H159ZM95 200H91V202L93 203ZM100 200L98 199V202H99ZM106 200H104V201H105L104 203H106ZM123 201H124V200H123ZM126 201H127V200H126ZM146 201H147V198H146ZM73 202H75V200H74ZM91 202L88 203L89 205L85 203V206H86V205H87V206H86V208H84V212H85V213L83 212L84 214H86V216L83 214V215H84V219L82 218V217H83V215H81L82 213L80 214L81 217H78V216H77L76 219H75L76 221L80 222V224H81V222L83 223L84 220H86V223L88 222L87 224H86V223H83V224H81V226H78L79 223H76V221H75L76 225H77L78 227H80V230H81L82 232H87V239H89V236H90V234H89V236H88V230H89V226H88V224L90 225V220H88L87 218H89V216H90V215H89L90 210L93 211V210L95 209L94 205H93V208L91 207V205H92ZM101 202H102V200H101ZM114 203L116 204V202H114ZM114 203H113V205H114ZM123 203H124V202H123ZM16 204H17V203H16ZM16 204H15V205H16ZM83 204H84V203H83ZM90 204H91V205H90ZM89 206H90V208H88ZM103 206H104V209H103L102 211H105V209H108V207H106V206H107L106 204H105V205L103 204ZM0 207H1V206H0ZM3 207H4V206L1 207V210L3 209ZM19 207H20V206H19ZM225 207H228V206H225ZM9 208H12V206H10ZM115 208L119 209L118 205H115ZM85 209H86L87 211H85ZM112 209H113V207H112ZM117 209H116V210H117ZM210 209H211V208H210ZM214 209H215V207H214ZM95 210H96V209H95ZM221 210H222V209H221ZM227 210H228V209H227ZM55 211H56V210H55ZM88 211H89V212H88ZM118 211H119V210H118ZM118 211H116V212H118ZM211 211H212V209H211ZM225 211H226V210H225ZM87 212H88V213H87ZM107 212H109V211L106 210V212H104V213H106L105 215H107V214H108V215H107V216L102 215V217H103V218L105 217V218H106L105 220H110L109 223L112 224V222H111L112 219H109V218H108L109 213H107ZM219 212H220V211H219ZM91 213H92V212H91ZM93 214H94V213H93ZM102 214H103V213H102ZM6 216H7V215H6ZM8 216H9V215H8ZM93 216H94V215H93ZM85 217H86V218H85ZM77 218H79V220H77ZM80 218H81V219H80ZM107 218H108V219H107ZM143 218H144V217H143ZM143 218H142V219H143ZM82 219H83V221H82ZM93 219H94V218H93ZM142 219H141V220L139 219V220H138L139 222H138L137 224H139V223L142 221ZM33 220H34V219H33ZM87 220H88V221H87ZM144 220H145V219H144ZM152 220H153V223H154L155 220H154V219H152ZM152 220L149 219V221H152ZM72 222H73V225L71 224V227H67V228L65 229L66 231H63V229H62L63 232H61V233H65V232H67L66 234H68L70 228H71L70 230L74 232L75 230L73 229L72 226H74L75 224H74V221H72ZM104 222H106V221H103V219H102V222L100 223V224H102V225H101V227H102V231H101V232H104L103 234L100 233V234H101V238H102V240L104 239L105 233L108 234V235L110 234V232L108 233L107 228H106V226L109 225L108 221L105 223V224H107V225H105V228H106L105 231H106V232L103 230V229H104V227H103V223H104ZM142 222L144 223V221H142ZM142 222L140 223V225L143 224ZM145 222H146V221H145ZM147 223H149V222H147ZM153 223H152V224H153ZM69 224H70V223H69ZM76 225H75V227H77ZM143 225H145V224H143ZM193 225H194V224H193ZM193 225H192V226L190 225L191 227L189 228V230H191V228H192L193 230L195 229V227H193ZM95 226H96V224H95ZM109 226H110V225H109ZM202 226H203V225H202ZM97 227H98V226H97ZM97 227H96V228H97ZM107 227H108V226H107ZM110 227H111V226H110ZM140 227H141V226H140ZM185 227L187 228V227H189V226L187 225V226H185ZM203 227H205V226H203ZM68 228H69V229H68ZM186 228H184V229H186ZM72 229H73V230H72ZM75 229H76V228H75ZM77 229H78V228H77ZM207 229H208V228H207ZM95 230H96V229H95ZM108 230H109V229H108ZM189 230L186 229L185 232H189ZM193 230H191V233H192V234H196L197 237H196L195 235H193V236L189 237V239H190V238H191V239L193 238L192 240H194V239L198 240V239H199V235L201 236V234H198V231H197L196 229L194 230V232H193ZM96 231H97V230H96ZM109 231H110V230H109ZM195 231H196V232H195ZM75 233H77V232H75ZM59 234H60V233H59ZM59 234H58V236L61 237V234H60V235H59ZM66 234L63 236V238L58 237V242H57V243H59V242L61 243V244H58V245H62V246H64L65 243H63V242H67L66 239H64V238H68V237H66V236H69L70 233H69L68 235H66ZM203 234H204V233H203ZM62 235H63V234H62ZM75 235H76V234H75ZM84 235H85V234H84ZM93 235H94V234H93ZM70 236L72 237L73 235L70 234ZM194 236H195V237H194ZM92 237H93V236H92ZM183 237H187V236H183ZM202 237H203V236H201V238H202ZM207 237H209V236H207ZM207 237H205L206 239L203 240V241L207 242V241H206V240L208 239ZM59 238H60V241H59ZM74 238H75V237H74ZM62 239H63V240H62ZM84 239H85V238H84ZM191 239H190V240H191ZM202 239H204V237H203ZM194 241H195V240H194ZM100 242H102V241H100ZM57 243H56V245H55L56 247H57ZM188 243H189V242H188ZM66 244H67V243H66ZM129 244H131V243L129 242ZM147 244H148V243H147ZM147 244H145V246H146ZM148 245H149V244H148ZM53 246H54V245H53ZM126 246H127V245H126ZM130 246H131V245H130ZM18 247H19V246H18ZM18 247H17V249H18ZM67 247H68V245H66V249H65L66 251L68 250ZM53 248H54V247H53ZM68 248H69V247H68ZM127 248H128V246H127ZM130 248L132 249V246H131ZM149 248H150V247H149ZM18 250H19V249H18ZM20 250H21V249H20ZM54 250H55V249H54ZM125 250H127V249H125ZM150 250H151V249H150ZM128 251H130V253H133V254H134V252H131L132 250H128ZM134 251H135V250H134ZM17 252H18V251H17ZM17 252H16V253H17ZM136 252H137V251H136ZM54 253H56V252H54ZM138 253H139V252H138ZM135 255H136V253H135ZM135 255H134V257H135ZM155 255H156V253H155ZM118 256H119V254H118ZM191 256H192V255H191ZM113 257H114V258H115V257L118 258V257L116 256V254H115ZM139 257H140V256H139ZM116 258H115V259H116ZM137 258H138V257H137ZM137 258H133V257H132L133 260H134V259H137ZM176 258H177V257H176ZM119 259H120V258H119ZM119 259H118V261H119ZM138 259H139V258H138ZM121 260H122V259H121ZM118 261H117L115 264L120 263V261H119V262H118ZM135 261H136V260H135ZM186 261H187V259H185V263H186V264H189V263H190V262H186ZM189 261H191V260H189ZM123 262H124V261L122 260L121 263L123 264ZM191 262H192V261H191ZM194 262H196V263L199 264L200 260H199V262H198V261L195 259ZM194 262H192V264H193ZM204 262H205V261H204ZM134 263H135V262H134ZM185 263H183V264H185ZM196 263H194V264H196ZM190 264H191V263H190ZM200 264H204V263H203V262H200ZM206 264H208V263H206Z\"/></svg>","mask_w":264,"mask_h":264}]
</instances>
